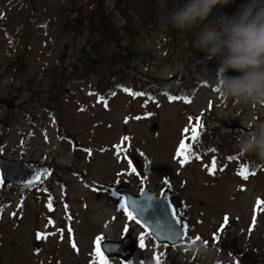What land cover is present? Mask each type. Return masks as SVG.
<instances>
[{"label": "rangeland", "instance_id": "rangeland-1", "mask_svg": "<svg viewBox=\"0 0 264 264\" xmlns=\"http://www.w3.org/2000/svg\"><path fill=\"white\" fill-rule=\"evenodd\" d=\"M161 1L0 0V156L48 165L60 177L52 181L48 172L28 185L0 183L7 201L0 206V264H99L97 237L103 238L101 243L122 241L131 233L139 240L147 232L125 215L119 193H140L145 185L157 194L170 192L187 221L188 238L167 245L150 236L130 260L108 256L109 264H156L158 253L164 254L162 264H237L225 247L207 246V256L191 251L193 238L209 237L226 216L236 225L229 239H236L240 248L255 249L257 257H247L245 263L264 264V211H258L264 208V160L241 154L238 128L225 125L236 120L249 131L250 125L264 122V107L217 93L218 60L206 59L193 46L203 25L173 30ZM247 2L218 5L209 20L231 16ZM97 5L111 15L122 41L104 37V66L69 79L83 48L102 39L89 21ZM119 43L135 53L118 58ZM132 74L179 81L180 88L169 96L132 95L137 92L130 87L147 85L133 82ZM61 75L70 92L41 112L36 100L46 97ZM200 117L208 128L218 123L226 129L215 131L213 144L219 150L181 164L177 151L184 129ZM213 160L215 173L210 171ZM254 164L255 175L243 179L238 174L241 165L251 171ZM102 207L110 211L98 219Z\"/></svg>", "mask_w": 264, "mask_h": 264}, {"label": "clouds", "instance_id": "clouds-1", "mask_svg": "<svg viewBox=\"0 0 264 264\" xmlns=\"http://www.w3.org/2000/svg\"><path fill=\"white\" fill-rule=\"evenodd\" d=\"M233 0H187L173 10L168 20L173 27L195 33L193 46L207 54L206 59L218 60L214 74L217 93L225 99L264 107V0H248L239 11L209 20L213 9L226 6ZM229 70L239 76L229 75ZM241 154H253L264 160V122L249 126V131L237 137ZM101 208L97 218L108 215ZM194 255L207 256L211 250L201 241L191 246Z\"/></svg>", "mask_w": 264, "mask_h": 264}, {"label": "trees", "instance_id": "trees-1", "mask_svg": "<svg viewBox=\"0 0 264 264\" xmlns=\"http://www.w3.org/2000/svg\"><path fill=\"white\" fill-rule=\"evenodd\" d=\"M176 2V1H175ZM171 4V2L167 0H162L161 1V6L164 7V9L167 11V17L170 15L171 11L179 8L181 5H183L187 0H177V3ZM104 8L103 6H101ZM99 5L95 7L91 12V17L89 18V21L93 24V26L99 28V33L102 35V39H98L97 41H92L91 44H89L87 47L83 48L81 54L79 55V59L72 64L71 66V71L68 74L69 79L76 80L79 76H86V74H89L92 71V68H99L104 66V63L102 62L101 56L103 55L102 50H103V42L108 41L107 39L104 40V37L107 38H113L116 41L119 40L122 41L118 36L121 35V32L119 29L116 28L114 22L111 19V15L101 8ZM170 11V12H169ZM110 17V18H109ZM109 18V19H108ZM169 21V20H168ZM170 27L173 28V30H177V28L173 27L172 24L169 22ZM120 44V43H119ZM120 50L117 52L118 58L125 59V55H127L128 52L135 53L133 48L127 47V46H122L120 44ZM131 57V56H130ZM128 62L130 63L131 61L128 58ZM131 70V69H130ZM118 73H123L119 68L116 70ZM132 71V70H131ZM116 77L118 76L115 75ZM119 78V77H118ZM132 79L133 82L138 81V83H146V87L144 86H138V89L136 87H130L133 92L137 93H143V96H155L157 92H161V94L164 95H172L174 92L173 90H178L180 88V83L179 81L175 82H169V81H161V82H156L154 80H151L148 76L138 74L136 76L135 74H132ZM70 85L68 84V79H66L65 75H61V77L58 79V82L52 87L47 92V96L44 98H40L36 100V103H38L39 108L41 112H45L46 110H51L52 105H57L61 100L62 96L70 92ZM121 88H125L124 84H120ZM202 120L203 122V129L201 131V135L199 137L198 142H192L193 145V151L198 155L200 159H202L204 156L209 155L211 153H216L219 148L215 146L213 143L215 137L217 136V133L215 132L216 130H219L221 134L226 131V129L221 126L220 124L216 123L212 127L208 128V124L205 121L204 117L197 118ZM196 119V120H197ZM236 131L239 133L238 136L244 135L248 132V129H236ZM209 137V139H208ZM261 161V160H260ZM260 164V163H259ZM131 167H135L136 165L133 164V162H130ZM247 166V165H246ZM257 165L254 164V167L251 171L257 170ZM54 169L51 170L48 174L47 177L48 179H52V181L59 182L60 177L59 176H54L53 175ZM0 192H2V189H0ZM1 194V193H0ZM7 201L2 198L0 195V206L5 205ZM124 203V201H123ZM122 203V204H123ZM122 208V207H121ZM123 210V208H122ZM124 211V210H123ZM125 212V211H124ZM126 213V212H125ZM127 215V213L125 214ZM179 216L182 218L183 215L179 213ZM184 223L187 224V221L183 218L182 219ZM223 226V230H221ZM236 225L233 223L231 219H228L227 225H225V221L219 225L215 231H213V234L208 236H204L202 234H197L193 238V244H198L201 241H207L206 246H211V247H220L223 249V247L227 248V251L231 253L232 256L237 258V261L241 264L243 262H247V257H252L256 258V253L255 249L252 248L250 245L244 246L240 248L238 246V241L236 239H229L231 236L233 230L235 229ZM219 235L220 239L219 241H216L214 239V236ZM151 235L148 232H145L141 235L139 241H140V246H141V239L144 240ZM152 237V236H151ZM199 237L200 239L197 240L196 238ZM223 244V245H222ZM248 244V243H247ZM245 257V258H244ZM108 259V258H107ZM243 260V262H242ZM108 261H110L108 259ZM250 261V260H248ZM246 264V263H245Z\"/></svg>", "mask_w": 264, "mask_h": 264}, {"label": "water", "instance_id": "water-1", "mask_svg": "<svg viewBox=\"0 0 264 264\" xmlns=\"http://www.w3.org/2000/svg\"><path fill=\"white\" fill-rule=\"evenodd\" d=\"M229 75L239 76L240 73L229 70ZM225 125L229 128L245 129L236 120L226 121ZM154 126V128H157V125ZM48 171V165L37 166L25 160H10L0 156V174L4 183L11 182L15 185L36 183ZM119 193L128 201V210L133 213L137 220L159 242L174 245L187 238L182 232L183 224L178 226L176 218L172 215L173 209L176 212L177 209L173 204L169 192L164 191L159 195L149 185H145L139 194H135L129 189L120 190ZM138 247V240L131 233L124 237L122 241L106 240L101 243V248L105 255L116 256L125 261L130 260L135 255Z\"/></svg>", "mask_w": 264, "mask_h": 264}, {"label": "snow or ice", "instance_id": "snow-or-ice-1", "mask_svg": "<svg viewBox=\"0 0 264 264\" xmlns=\"http://www.w3.org/2000/svg\"><path fill=\"white\" fill-rule=\"evenodd\" d=\"M125 91H128V89H125ZM132 95H143V93H131ZM170 99L172 100H176V99H184L186 103H190L191 101L187 98H178V97H170ZM204 125L202 120L197 119L195 121V123H193L191 125V128H185L184 129V133H185V138L181 141L178 151H177V156L178 157H182L181 159V164H185L190 162L191 159L195 158V159H199L200 157L198 155H196V153L193 151V145L191 143H189V141L192 142H198L199 137L201 135V131L203 129ZM191 133V135L189 136L188 133ZM125 140H127V137L124 138ZM119 147V146H118ZM230 159H234V158H230ZM216 167H217V163L215 160L212 161L211 164V168L210 171L212 173H215L216 171ZM132 172L135 173L136 172V168L133 167L132 168ZM239 175L242 176L243 179H248L249 175H255L254 171H249L248 167L246 165H241L240 170L238 172ZM0 183H2V181H0ZM121 207L123 208V210L127 213V217L129 220H136V217L133 215V213L131 211L128 210V201L125 200L123 204H121ZM49 209L51 210V201L49 202ZM258 211H264V208H258ZM172 215L174 218H176V224L178 226L182 225V221L181 219L178 217L177 212L175 211V209H173L172 211ZM228 217L226 216L224 218L225 221V225H227L228 223ZM137 223H139V221H136ZM223 230V226L221 228L220 231ZM71 231V229H69V232ZM125 231H127V228H125ZM182 232L184 234V236H187L188 233V225L187 224H183L182 225ZM38 238H44L43 234H39ZM183 238V237H182ZM102 237H97L95 244H96V255L99 257V264H109L108 259L105 257L104 253L101 251V241H102ZM197 240H199L200 238L197 237ZM214 239L216 241H219L220 237L219 235L214 236ZM204 243L207 245V241H204ZM73 248H76V244L75 242H73ZM141 246H144V240L141 239ZM163 253H158L155 255L154 259L156 260V264H162L163 262ZM237 264H239V262L237 261Z\"/></svg>", "mask_w": 264, "mask_h": 264}]
</instances>
